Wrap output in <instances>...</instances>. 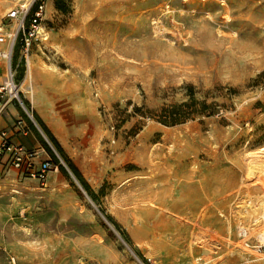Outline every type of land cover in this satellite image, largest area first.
Instances as JSON below:
<instances>
[{
  "label": "rangeland",
  "instance_id": "1",
  "mask_svg": "<svg viewBox=\"0 0 264 264\" xmlns=\"http://www.w3.org/2000/svg\"><path fill=\"white\" fill-rule=\"evenodd\" d=\"M30 2L0 0V34ZM44 2L14 105L60 164L0 173V264H264V0Z\"/></svg>",
  "mask_w": 264,
  "mask_h": 264
},
{
  "label": "built area",
  "instance_id": "2",
  "mask_svg": "<svg viewBox=\"0 0 264 264\" xmlns=\"http://www.w3.org/2000/svg\"><path fill=\"white\" fill-rule=\"evenodd\" d=\"M44 0H31L27 6L12 9L8 17L17 23L14 32L0 34V45L6 44L5 49L0 48V103H15L28 116L32 113L28 106V100L21 88L18 79L17 68L14 65V50L21 47L22 63L29 68V54L33 40L48 39L42 26L44 19ZM2 109H0V114ZM19 132L26 135L29 129L23 126L20 120L17 123ZM0 167L2 170L16 169L30 179L37 180L42 186H46L51 172L59 169V164L52 160H41L36 149L27 148L12 141V137L6 130H0Z\"/></svg>",
  "mask_w": 264,
  "mask_h": 264
},
{
  "label": "crops",
  "instance_id": "3",
  "mask_svg": "<svg viewBox=\"0 0 264 264\" xmlns=\"http://www.w3.org/2000/svg\"><path fill=\"white\" fill-rule=\"evenodd\" d=\"M36 74L37 75L40 74L46 84L52 82L53 76L51 74L41 72L40 69H36ZM14 104L15 103H7V102L0 103V109H2V112L0 114V130H6L12 137V141L14 143L21 144L30 149H36L39 152L38 150V146L40 145L39 140L34 135L32 138L30 137L25 138L24 136H22L21 132H19L20 127L17 126V123L20 121L18 117L19 111ZM39 113L43 119V115L41 114V111ZM2 171H3L2 167H0V173Z\"/></svg>",
  "mask_w": 264,
  "mask_h": 264
},
{
  "label": "trees",
  "instance_id": "4",
  "mask_svg": "<svg viewBox=\"0 0 264 264\" xmlns=\"http://www.w3.org/2000/svg\"><path fill=\"white\" fill-rule=\"evenodd\" d=\"M175 108L176 107H174V109L172 111H169V114L165 116V118H164V120H162V122H164L166 124L174 125V124L180 123L181 121H183L187 117L186 113L180 109L181 107H179L177 110ZM39 123H40L43 131L48 135L49 139L52 141L54 146L57 148L60 155L66 160V162H67L69 168L71 169L72 173L76 176V178L80 181V183L84 186V188L89 191L90 187L87 184V182L85 181L82 173L79 171V169L75 166V164L65 154L62 146L60 145L58 140L55 138L53 133L50 131V129L47 127V125L41 119H39ZM46 148L48 149V151L50 153H52V150L48 146H46ZM59 162L60 161L58 160L57 164H60Z\"/></svg>",
  "mask_w": 264,
  "mask_h": 264
},
{
  "label": "bare ground",
  "instance_id": "5",
  "mask_svg": "<svg viewBox=\"0 0 264 264\" xmlns=\"http://www.w3.org/2000/svg\"><path fill=\"white\" fill-rule=\"evenodd\" d=\"M23 2H28V0H22ZM26 4V3H25ZM24 3H23V5H25ZM32 70V69H31ZM30 70V72H29V74H28V76H27V80H29V78H31V76H32V71ZM27 82V81H26ZM27 88H28V90L30 89V86L28 85L27 86ZM18 190V189H17ZM16 191V190H15ZM18 193V192H17ZM261 217H263V219H264V212L261 214Z\"/></svg>",
  "mask_w": 264,
  "mask_h": 264
}]
</instances>
